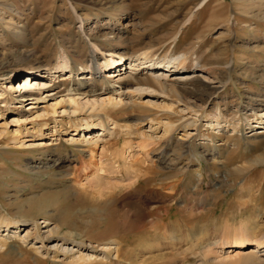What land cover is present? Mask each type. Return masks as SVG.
Here are the masks:
<instances>
[{
  "label": "rangeland",
  "instance_id": "obj_1",
  "mask_svg": "<svg viewBox=\"0 0 264 264\" xmlns=\"http://www.w3.org/2000/svg\"><path fill=\"white\" fill-rule=\"evenodd\" d=\"M142 53L149 64L184 56L187 74L198 66L203 79L178 83L194 95L149 83L131 103L130 77L104 78L111 67L81 79L92 54L126 68ZM63 57L70 68L57 72ZM25 72L49 81V98L19 97ZM69 90L78 112L61 103ZM263 109L264 0H0V235L48 222L59 228L51 248L63 237L96 255L113 241L118 260L102 264H264V252L232 253L239 237L245 251L264 234ZM99 121L97 146L71 140ZM20 225L23 237L31 227ZM16 237L0 243V264H65L34 251V235Z\"/></svg>",
  "mask_w": 264,
  "mask_h": 264
},
{
  "label": "bare ground",
  "instance_id": "obj_2",
  "mask_svg": "<svg viewBox=\"0 0 264 264\" xmlns=\"http://www.w3.org/2000/svg\"><path fill=\"white\" fill-rule=\"evenodd\" d=\"M142 56H143L141 58L142 60H140L138 63H136V61L130 62L128 64L129 66L125 68V63L123 62L124 59L121 57H119V59H116L115 57L112 56V54H110V55L106 56L109 59L104 60V63H103L104 66H102V64L100 65V64H97L95 62V56H94V54H92V57H91L92 62L90 64L89 74H88L89 76L81 78V79H84V80L88 79V78H94L95 79V76L97 75L98 72H100V71L102 72V70L105 67H111L110 71L106 72L107 76L106 77L104 76V78H106V79L111 78L112 79V78L118 77V76H119L118 78H122L123 75H125V76L122 79L127 78L128 76L130 77V79H131L130 82L126 81L123 84H125L127 86L129 85L130 88L127 87L126 90L131 89V90H128V92L126 93V94H128V98H129L128 101H130L131 103H133L135 101V100H132V98H134V93L139 95L142 92L155 90L149 86L145 87V85H147L149 83L157 86L162 91L173 93L174 96L177 99H179L180 101L185 100L187 97L194 95L192 92H189L186 90V86L178 85V83L183 84L180 82L185 83V81H189V80L192 81L194 79L201 78L202 77L201 73H203V72H200L197 70L198 66H196L190 74H187L186 72H184V65L186 62V59L184 56L173 58L171 60H168V61L162 62V63L150 62V64L148 61H146L147 60V53H142ZM143 67H149V69L157 70V71L162 70V75L165 72L170 73V75L172 73V74H175L177 78L172 79L171 82H166L165 79H164V81H163V79H158V76L144 77L142 79H137V77L132 76L131 71H135V70H138V69L143 68ZM69 68H70V66H69L66 58L63 57L61 63L59 64V66L57 68V70H58L57 72H63ZM127 69L130 72L126 73L125 71ZM122 70L124 73L120 74V72ZM116 72H118V74ZM65 75H62V76H65ZM19 77H20V81L18 83L17 90L22 92L21 95H19V97L22 100H27V99H34L35 100V98H41V100H42V99H46L47 97L49 98L50 94L44 90V88H46L49 85V83H48L49 81L45 80L44 79L45 77L43 75H40L39 73H34V72H25V73H22L21 75H19ZM29 79L30 80L33 79L34 81H36L35 82L36 84H34V85L32 84V86H34V87L38 83H41L42 86L38 87L37 90H39V92L43 91L42 94L34 91V89L31 88V86L28 83ZM202 79H203V77H202ZM200 81H201V79H200ZM183 85H186V84H183ZM71 92H72V90H69V94L64 96L65 99H63V101L61 103H62V105L66 104L67 106H75L76 109L72 110V113H75V112H78V110H79L78 108H79L81 101L79 100V98L77 96L75 98V94L73 95V94H71ZM30 96H33V97L30 98ZM120 97H121V95H118V98H119L118 100H117V98L112 99V97H108L106 100L102 99L100 101V103L102 105L101 108L105 109V107H108V106L109 107L119 106V104L123 103V101L120 99ZM88 104H90V103H85L84 106H87ZM29 106L31 107V105H29ZM56 106L52 108L53 114L57 113ZM110 111H111V109H110ZM263 115H264V109L262 110V116ZM97 127H99V128H97ZM90 128H92V129H90ZM85 129H88V132L82 136V139H79V138L74 139L72 137L71 140H74V142L76 141L77 143L81 142L84 145L85 144L86 145H88V144L94 145V147H95V146H97V142L99 139V136L95 135V133L98 132L99 134L101 133V135H103L104 134L103 132L105 130H108L106 125L102 121H99L97 124H93L92 126L87 125ZM263 130L264 129L262 128V130H260V131L264 132ZM40 144H42V141ZM141 145L144 148H146L150 144L147 141H143L141 143ZM92 150H91V152H92ZM37 209H40V208L38 207ZM19 224H23V225L28 224L31 227V229L26 228L25 230H23V231H25V235H23V237H20L16 234L18 228H20L22 226V225L19 226ZM10 225H12V227H9V225H6L5 231L4 232L2 231L3 235L2 234L0 235V243H2L3 240H7L11 237L17 236L18 239L20 241H22V243L27 244L31 240V237L34 235V238L32 240L40 242V248H37V247L35 248L34 244H32V247H34V251H36L39 254V252H40L39 250L42 249L43 250L42 252H44L45 256H48L47 254L52 253L54 255V258H57V259L60 258V256H61L63 258V262H65V264H96V262L102 264V262H103L102 260L111 262V254H114V259L115 258L117 259L119 257L118 255L120 252L118 253L117 246L113 241L111 243H108V244L105 243V245H103L101 247V249L98 251V252H100V254L92 255L90 253L83 252L84 250L82 251L84 246L77 245L78 248H76L77 246L71 245V244H74L73 242H71V244H70V243H68L69 241L63 237L59 238L60 245L58 244L59 242H54V245L52 246L53 248L48 247L50 245V243L53 242L52 240H55L54 236L59 233V228L56 226L49 228L48 222H46V224L43 225V228L46 229L43 232H42L43 228L40 227L41 225H40V223H37V221H32V222H26L25 221L23 223H21L19 221L18 222L13 221L10 223ZM253 242H254L253 243L254 246H252L250 248H246L247 250H245V251H241L242 249H238V248L246 246L247 238L245 236L239 237L234 242L235 251L232 250V253L234 254L233 256H236V257L242 256L244 258L249 259L253 256L255 257L257 255V252H261V253L264 252V234L262 236L259 235V237L255 236ZM95 252H97V251H95ZM258 260H260V258ZM58 261H60V260H58ZM58 261H55V262H58ZM260 261H261V263H264V260H260Z\"/></svg>",
  "mask_w": 264,
  "mask_h": 264
}]
</instances>
